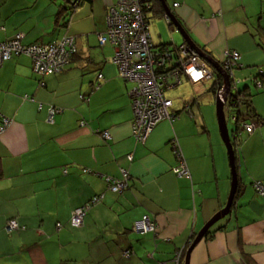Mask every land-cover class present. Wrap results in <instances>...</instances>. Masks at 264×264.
Wrapping results in <instances>:
<instances>
[{"label": "crops", "instance_id": "0c3cea01", "mask_svg": "<svg viewBox=\"0 0 264 264\" xmlns=\"http://www.w3.org/2000/svg\"><path fill=\"white\" fill-rule=\"evenodd\" d=\"M67 3L0 0V43L21 33L23 44L69 35L76 45L59 73L39 77L26 54L0 66V120H8L0 133V264H184L191 238L229 195L230 169L219 132L200 98H192L172 103L176 118L159 122L138 142L128 95L135 84L118 77L115 48L99 44L117 0H91L69 14ZM164 3L213 61L220 64L225 50L239 54L233 77L264 118V0ZM150 41L174 42L151 36ZM97 74L105 82L95 91ZM50 107L59 112L48 122ZM176 141L189 179L173 172L178 158L170 143ZM240 144L238 193L230 213L210 228L211 239L192 249L188 264H242L240 252L251 264H264V196L251 185H264V124ZM122 170L126 187L114 193L107 179H121ZM91 198L98 202L80 229H71L66 225L71 211ZM142 216L156 224V233L133 231L132 223ZM10 218L26 229L4 232Z\"/></svg>", "mask_w": 264, "mask_h": 264}, {"label": "built area", "instance_id": "2783aa9c", "mask_svg": "<svg viewBox=\"0 0 264 264\" xmlns=\"http://www.w3.org/2000/svg\"><path fill=\"white\" fill-rule=\"evenodd\" d=\"M148 2L149 0H117L115 7L111 8L106 16V38H99L100 44L109 42L114 46L115 55L113 62L118 65L121 76L135 84V87L130 92V97L132 98L131 107L133 109L132 133L135 139L141 143L145 141L146 135L159 121L169 119L168 108L171 105L170 101L164 98L160 89L161 82H158V79L165 82L166 77L169 76L156 75L154 72V68L161 67L164 58H168L170 54L166 50L167 52L163 54V58L159 60V55L153 52V45L146 31V24L143 21L144 16L139 8L140 3ZM164 19L167 23L169 22L166 15H164ZM21 38L22 34L20 33L12 37V39L0 43V66L13 55L26 54L32 58L34 73L43 77L61 72L75 53L71 37L66 36L50 44L28 46L20 44ZM176 49L179 51V55L176 61V68L170 75L172 81L166 82L167 89L180 84V75H183L193 84L211 78V71L194 50L187 45H181ZM238 62L239 54L236 51L225 50L223 52L222 68L229 75L232 73L233 67L238 65ZM98 78L102 79L101 75ZM97 88L94 87V89ZM221 92L222 90L218 87L216 93ZM58 112V109L50 107L47 121L51 122L52 117ZM0 121V133H2L8 125V120L1 117ZM246 128L247 131L252 130L250 125H247ZM102 137L107 138V132H103ZM173 172L179 177L190 178L183 159L178 158L177 167L173 169ZM121 174V179H107L108 187L114 193H119L126 187L127 172L122 170ZM255 186L260 196H264V187L260 184H255ZM92 202L97 203L98 199L93 198ZM87 208L88 205H84L72 212L70 218L72 227H81ZM14 226L15 223L12 222L9 228ZM132 229L135 233H149L156 230V225L148 216H142L133 222Z\"/></svg>", "mask_w": 264, "mask_h": 264}, {"label": "trees", "instance_id": "16d2710c", "mask_svg": "<svg viewBox=\"0 0 264 264\" xmlns=\"http://www.w3.org/2000/svg\"><path fill=\"white\" fill-rule=\"evenodd\" d=\"M90 2H91V0H68V3H67L69 5L67 7V11H69L68 14L70 12H74V10L76 8H78L80 5H83L85 3L87 4V3H90ZM113 7H115V5ZM139 8H140V10L142 12V15L144 16L143 21L146 22V23L148 22V19L151 18V17L152 18H154V17L160 18V17L164 16V11H163V9H162V7L160 5V2L158 0H149L148 3H140L139 4ZM169 27H171L172 30H175L171 23H169ZM106 30H107V28H106ZM106 30L100 37H105L106 38V35H105ZM17 34H20V33H15L13 35V37L15 35H17ZM66 36L67 37H71L69 35H65L63 37H66ZM63 37H61L60 39H62ZM22 38H23V35H22ZM22 38L20 39V44L23 45V46L37 44V43L23 44L22 43ZM71 38L73 40V46L75 48V53H74V55H75L76 54V45H75V42H74V38L73 37H71ZM60 39L53 40V41H50V42H47V43H40V44H50V43H53V42H57ZM106 41H108V40H106ZM99 44H100V42H99ZM100 45H103V44H100ZM181 45L184 46L186 44L185 43L177 44L176 42H170L169 45L160 44L159 46H153V52L159 55L158 56L159 60H161L163 58V54L165 52L168 51V54H170L168 58H164L163 65L161 67H155L154 68V72H155L156 75H160V76L168 75L169 76V77H166L165 82L164 81L162 82V80L158 79V82H161L160 89L162 91V94H163L164 98L169 100L170 103H171V105H170V107L168 109L169 119H163L162 121L171 122L173 119L176 118V115L172 114L171 111H170L173 102H172V100L169 97H167L166 93L168 91H171L172 89H167V86H166L167 83L166 82L172 81V77H170V75H171V72H173L175 70V68H176V61H177L178 55H179V51L176 48L181 46ZM69 63L65 67H67L69 65ZM113 64L117 67V75H118V77L124 82H129V81L125 80L121 76L120 70L118 69V65L116 63H114V62H113ZM219 65L222 66V63H220ZM236 67L237 66L233 67L232 73L228 76L230 87H229V94L227 96L226 103H225L224 107L227 108V111L229 113V120L231 121V124H232V127L230 129L228 127L227 128H228V132H229V135H230V141H231L232 148H233L234 155H235L234 163H235V168L237 170L238 154L240 153L239 148H240V145H241L240 143H242L246 139V137H248L252 133V130H250V131L246 130L247 129L246 126L250 125V126H252V129H256L258 125L264 124V118H261L260 116H258L256 114V112H255V110H254V108H253V106L251 104V95H250V93H248L247 90L239 87L238 86V82L235 81V79L233 77L234 76L233 73H234V70L236 69ZM179 71L181 72L180 68H179ZM179 74H181V73H179ZM99 75H101V74H97L96 80L93 82L92 88L94 89V87H98L97 89H94L95 91L98 90L100 88V86L105 82V79H104V77L102 75H101L102 79L98 78ZM180 76H181V81L183 83L186 82V78L183 75H180ZM39 77H42V76H39ZM209 80L212 83L210 84V87H209L208 91L212 94V96L214 98V95L216 94L218 87L222 86V78H221V76L218 73L214 72V70H213L212 73H211V78ZM201 83L202 82H199L197 84H201ZM197 84H192V85H197ZM131 90H132V88L128 92L129 96H130ZM131 101H132V98H130V105H131ZM182 102H181V104L188 103L187 101H182ZM184 109L186 111H188L189 110V106H186ZM225 119H226V117H225ZM226 124H227V122H226ZM170 146L172 148L175 146L174 147L175 148V150H174L175 153L174 154L177 156V158L183 159V161H184V163L186 165V162H185L184 157L182 155L183 153H182L181 147L179 145V142L178 141H176L175 143L171 142ZM187 169H188V167H187ZM255 184H260V185H262L264 187L263 183L260 182V181H252L251 185L254 186ZM254 189H255L256 194L260 195L258 190H256V188H254ZM237 193H238V181H237V187H236V191H235L234 197L236 196ZM234 197H233V200H234ZM92 199L93 198H91L89 201H87V203L84 204V205H88V208H87V210L84 213V216L86 215V212L89 210V208L94 205V203L92 202ZM232 204H233V201H232ZM232 204H231V207L233 206ZM84 205H82V206H84ZM76 208H78V207H76ZM76 208H74L71 211L69 219H68L66 225H68L71 229H76L77 230V229H80V228H75V227H72L70 225V218H71L72 212ZM84 216H83V220H84ZM12 222L15 223V226L9 228V225ZM55 226H56L57 229L61 228L60 223H57ZM132 226H133V223H132ZM25 229H26V227L20 225L16 221L15 218H10V219L6 220L4 225H3V231L8 233V234L13 233V232H18V231H24ZM149 233L154 234V233H156V230L153 231V232H149ZM140 234H147V233H140ZM193 238H194V235L191 238V241L193 240ZM203 238L204 239H208V240L211 239L212 238V231H210V229H209L206 232V234L204 235ZM184 255H185V252H184ZM240 256H241L242 264H251V262L249 261V258L246 255H244L242 252H240ZM157 264H164V263L157 262Z\"/></svg>", "mask_w": 264, "mask_h": 264}, {"label": "water", "instance_id": "95a60500", "mask_svg": "<svg viewBox=\"0 0 264 264\" xmlns=\"http://www.w3.org/2000/svg\"><path fill=\"white\" fill-rule=\"evenodd\" d=\"M160 4L163 7L164 13L167 15L168 19L170 20V23L172 24L173 28L176 30V32L181 36V38L184 40V42L189 45L191 48H193L198 55L207 63L210 65V67L214 70V72L220 74L222 78V86H220V89L222 90L221 93H216L214 96L215 101V110H216V120H217V127L219 136L224 144L227 159H228V165L230 168V191L227 198V201L225 203V206L220 209L217 213H215L203 226L202 228L196 233L195 237L192 241H190L184 255V264L189 263V256L192 251V249L203 239L206 232L214 226L218 221L226 217L230 213L231 204L233 201V197L236 191L237 187V172L235 168V155L232 148V144L230 141V135L228 132L225 114H224V105L226 103L227 96L229 94V80L227 74L221 66L213 61L210 57L205 55L198 47H196L193 43V41L190 39V37L186 34L184 31L182 25L175 19V17L170 12L169 8L165 5L164 0H158ZM169 24V23H168Z\"/></svg>", "mask_w": 264, "mask_h": 264}, {"label": "rangeland", "instance_id": "374dc122", "mask_svg": "<svg viewBox=\"0 0 264 264\" xmlns=\"http://www.w3.org/2000/svg\"><path fill=\"white\" fill-rule=\"evenodd\" d=\"M163 22L165 21H163L161 18L157 19L151 17L148 19L150 36L153 37V39H156V41L160 40L161 42L168 41L169 38L172 37L174 42H176L177 44L181 43L179 34L173 32V30L172 31L168 30V28ZM169 34L171 36H169ZM206 66L212 73L213 69L210 67V65L208 64ZM204 81L207 82L197 85H192L184 82L177 88L168 91L166 95L173 101L174 105L180 104L184 100H189L192 98H200L199 104L201 105V107H204L205 110H209L207 111V118L208 117L212 118L216 130L218 131L215 101L212 94L208 91L210 84L212 82H210L209 78L208 80L206 79ZM224 113L226 117L227 127L230 129L232 127V124L231 121L229 120V113L227 111V108H224Z\"/></svg>", "mask_w": 264, "mask_h": 264}, {"label": "clouds", "instance_id": "9594fccd", "mask_svg": "<svg viewBox=\"0 0 264 264\" xmlns=\"http://www.w3.org/2000/svg\"><path fill=\"white\" fill-rule=\"evenodd\" d=\"M174 6H176V5H174ZM164 15H166V14L164 13ZM166 16H167V15H166ZM163 17H164V16H163ZM164 20H165V19H164ZM165 22H166V20H165ZM144 23L146 24V22H144ZM166 23H167V22H166ZM168 23H170V20H169ZM168 23H167V26H169ZM146 27H147V24H146ZM184 43H185V42H184ZM185 44H186V43H185ZM186 45H187V44H186ZM187 46L190 47L189 45H187ZM223 52H224V51H223ZM196 53H197V52H196ZM197 54H198V53H197ZM199 57H200V56H199ZM222 57H223V54H222ZM200 58H201V57H200ZM113 59H114V57H113ZM113 59H112V61H113ZM201 60H202L206 65H208V64H207L202 58H201ZM222 61H223V58H222ZM221 63H222V62H221ZM238 65H239V64H238ZM238 65H237V66H238ZM221 68H222V66H221ZM222 69H223V68H222ZM223 70H224V69H223ZM225 72H226V71H225ZM226 73H227V72H226ZM227 74H228V73H227ZM186 82H188V83H190V84H193V83L189 82L187 79H186ZM204 82H206V81H202V83H204ZM182 83H183V82L180 80V84H178V85H176V86H173L171 89H173L174 87H178V86H180ZM196 84H197V83H196ZM214 96H215V95H214ZM224 106H225V105H224ZM161 121H162V120H161ZM161 121H159V122H161ZM159 122H158V123H159ZM158 123H157V124H158ZM157 124H156V125H157ZM156 125H155V126H156ZM155 126H154V127H155ZM154 127H153V128H154ZM153 128H152V129H153Z\"/></svg>", "mask_w": 264, "mask_h": 264}, {"label": "bare ground", "instance_id": "6f19581e", "mask_svg": "<svg viewBox=\"0 0 264 264\" xmlns=\"http://www.w3.org/2000/svg\"><path fill=\"white\" fill-rule=\"evenodd\" d=\"M189 48H191V47H189ZM192 50H194L193 48H191ZM195 51V50H194ZM230 51V50H229ZM196 52V51H195ZM235 52V51H234ZM233 63H235V61H233ZM220 75V74H219Z\"/></svg>", "mask_w": 264, "mask_h": 264}]
</instances>
